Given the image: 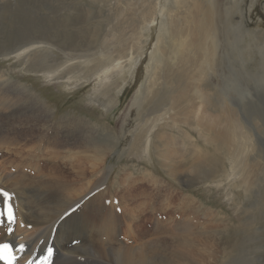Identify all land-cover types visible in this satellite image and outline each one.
I'll return each instance as SVG.
<instances>
[{"label":"rangeland","instance_id":"374dc122","mask_svg":"<svg viewBox=\"0 0 264 264\" xmlns=\"http://www.w3.org/2000/svg\"><path fill=\"white\" fill-rule=\"evenodd\" d=\"M163 4L159 0L158 8L162 9ZM219 5L220 15L223 8L225 16L239 25L240 31H234L235 35L241 32V39H235L229 26L227 33L222 32L217 49L221 78L212 81L217 91L222 89L229 96L241 134L252 140L250 146L239 144L229 129H219V122L212 130L206 125L202 130L186 125L183 122L193 110L183 103L173 106L170 113L177 116L175 124L187 131L188 138L173 126L158 128L163 121L157 127L148 126L150 118L170 108L165 101L152 109L149 90L143 87L149 80L146 70L150 69L149 55L158 29L155 23L140 31L152 13L151 0H0V84L2 75L9 79L0 86L11 94L9 106L13 111L32 112L31 99L48 110L50 122L42 117L37 129L54 131L61 118L73 122L85 119L80 121L88 128L84 143L97 144L107 159L103 168L107 175L103 185L107 189V210L118 211L116 193L112 192L114 180L131 174L136 190L155 194L160 189L168 195L171 231L183 218L191 220L195 216L192 224L195 221L193 225L198 229L211 232L218 245L212 247L209 264H264V0H219ZM75 34L85 38L89 34L91 46L80 45L69 52ZM38 40L45 44H36ZM38 48L43 49L37 58L31 56ZM136 53L140 55L137 64L130 61L131 65L124 67L127 60L137 57ZM118 54L125 61L120 66L107 68L104 75L92 73ZM85 60L87 64L82 63ZM164 81L158 80L153 89L159 90ZM166 117L168 112L162 118ZM157 135L171 137L179 144L168 149L182 163L180 178L170 175L161 163L158 150L161 154L170 142L159 149ZM194 155L196 163L191 161ZM195 172L202 177L192 181ZM0 190L10 192L1 184ZM36 196L39 200L38 193ZM187 199L193 200L199 212L180 209ZM2 207L0 222L5 219L6 223L8 204ZM13 213L15 216L16 211ZM4 234L0 233L1 239ZM39 261L45 264L44 259Z\"/></svg>","mask_w":264,"mask_h":264},{"label":"bare ground","instance_id":"6f19581e","mask_svg":"<svg viewBox=\"0 0 264 264\" xmlns=\"http://www.w3.org/2000/svg\"><path fill=\"white\" fill-rule=\"evenodd\" d=\"M151 2L154 5L152 13H149L140 31H144L146 25L148 27L155 23L158 29L149 55L150 69L146 70V78L149 80L145 81L143 87L149 90L152 109L158 108L165 101L169 102L170 108L150 118L148 126L157 127V123L163 121L164 124L158 128L173 126L188 138L187 131L175 124L177 116L170 113L173 106L183 103L193 110L184 122V117L181 119L186 125L202 130L205 125L210 129L215 128L219 122V129H229V134L232 133L239 144L250 146L252 140L246 134H241L229 96L222 89L217 91L213 82L221 78L217 53L220 36L222 32L227 33L229 26L235 39H241V32L235 35L234 31L235 28L240 31L239 25L225 16L223 8L220 15L219 0H163L162 9L158 8L159 0ZM256 36L257 40L260 39V34ZM74 37L69 52L78 50L77 46L80 45L85 48L91 46L89 34H86V38L76 34ZM230 40L233 43L232 37ZM36 44L45 42L38 40ZM41 49H35L31 56L37 58ZM139 56L127 60L124 67H129L132 61L134 65L137 64ZM110 59L109 63L92 70V73L104 75L107 68H115L125 62L121 61V54ZM82 63L87 64L88 61ZM7 80L2 75L0 85L4 86ZM158 80L165 81L159 90H154ZM213 90L218 94H214ZM5 91L0 86V184L8 187L11 199L0 194V208L10 204L16 214L14 225L7 223V220L4 223L5 219L0 222V233H5L0 238V244L7 243L14 248L18 256L15 264H42L39 260H45L49 248L52 249L51 264L210 263L212 247L216 249L218 245L211 238V232L193 225L195 221L193 224L191 221L195 216L191 220L183 218L171 231L168 220L172 219L169 217L171 210L168 208L169 201L166 202L169 200L168 195L160 189L155 194L136 190V180L131 174L118 176L119 180L118 177L114 180L112 192L116 193L118 211L107 210V189L103 186L107 179L103 171L107 159L97 144L89 141L84 143L89 136L84 134L88 128L82 126L80 121L85 119L78 118L73 122L61 118L54 131L37 129L36 125H40L42 117L50 122L48 110L37 100L31 99L32 112L13 111L9 106L13 98ZM167 112L168 117L163 119ZM221 122H224V126ZM29 123L33 125L26 126ZM93 127L96 126L89 128ZM170 138L165 135L156 136L161 144L159 149L164 142H170L169 145L165 144L161 154V150H158L159 158L170 175L180 178L182 163L168 149V146H180ZM193 160L194 163L198 161L196 155L192 156ZM201 177L200 173L195 172L191 180H199ZM37 193L39 200L36 198ZM185 202V207L180 208L184 209L183 212H199L192 199ZM143 224L144 229H141ZM6 230L9 232L6 233ZM122 236L125 240L121 239ZM127 241L137 244H124Z\"/></svg>","mask_w":264,"mask_h":264},{"label":"snow or ice","instance_id":"6c2138e0","mask_svg":"<svg viewBox=\"0 0 264 264\" xmlns=\"http://www.w3.org/2000/svg\"><path fill=\"white\" fill-rule=\"evenodd\" d=\"M0 194H2L8 200L11 199L10 194L6 191L0 190ZM0 215H4V213H0ZM6 215H7V221L9 224L15 222V216H14V213H13V210H12V207L10 204L8 205ZM9 230H11V229H9ZM2 247L6 252H8V255H6L3 258L7 259L9 261V264H11V261L14 260L15 257L11 256L8 245L5 244ZM22 250H23V245H21V251ZM51 257H52V249L49 248L48 249V255H47V257H45V264H51Z\"/></svg>","mask_w":264,"mask_h":264}]
</instances>
